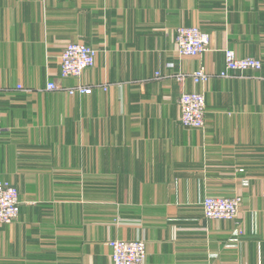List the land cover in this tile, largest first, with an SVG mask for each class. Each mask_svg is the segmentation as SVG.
Listing matches in <instances>:
<instances>
[{
	"label": "crops",
	"instance_id": "0c3cea01",
	"mask_svg": "<svg viewBox=\"0 0 264 264\" xmlns=\"http://www.w3.org/2000/svg\"><path fill=\"white\" fill-rule=\"evenodd\" d=\"M180 26L208 51L179 56ZM70 42L96 63L62 79ZM225 49L263 66L221 77ZM201 66L207 83L176 80ZM184 90L205 95L204 129L181 124ZM0 112L20 201L0 264H112L114 239L144 240L145 264H264V0H0ZM210 194L240 195L239 217L205 218Z\"/></svg>",
	"mask_w": 264,
	"mask_h": 264
},
{
	"label": "built area",
	"instance_id": "2783aa9c",
	"mask_svg": "<svg viewBox=\"0 0 264 264\" xmlns=\"http://www.w3.org/2000/svg\"><path fill=\"white\" fill-rule=\"evenodd\" d=\"M212 40L211 34L204 32L199 26H180L175 35L176 52L179 56L198 57L208 51ZM225 69L221 77H230V72L241 74L250 70H260L262 60L256 57H239L234 50L225 49ZM97 50L84 42H70L60 53V77L81 78L85 70L96 63ZM156 72L155 78H161ZM176 80L183 84L191 78L196 84H205L211 74L204 66L191 73L179 72ZM22 88V86H18ZM105 88V87H104ZM46 89L55 91L63 89L57 81H49ZM106 89V88H105ZM92 86L78 83L67 91L70 95L89 94ZM180 122L185 127L204 129L206 126L205 95L199 91H182L180 96ZM1 120V112H0ZM205 218L209 220L233 221L239 217L242 197L238 194L223 196L210 194L202 201ZM20 213L18 188L0 178V225L12 223ZM112 249V264H145L147 257L146 243L141 239H114L109 241Z\"/></svg>",
	"mask_w": 264,
	"mask_h": 264
}]
</instances>
